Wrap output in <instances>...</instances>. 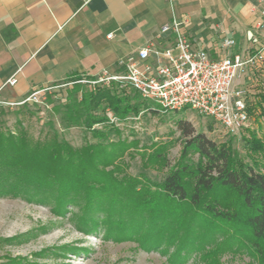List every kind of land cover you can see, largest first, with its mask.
<instances>
[{"label":"trees","instance_id":"1","mask_svg":"<svg viewBox=\"0 0 264 264\" xmlns=\"http://www.w3.org/2000/svg\"><path fill=\"white\" fill-rule=\"evenodd\" d=\"M127 89L116 84L72 88L61 119L96 139L78 148L59 138L53 126L33 139L20 123L15 131L0 125V199L50 205L57 217L77 208L79 231L136 242L144 251L168 255L171 264L199 253L206 264H219L226 253H246L264 264V142L250 131L242 138L246 163L229 142L216 143L178 120L183 144L177 164L159 183L133 177L118 161L136 144L112 141L104 129L117 136L120 130L108 124L105 113L122 122L156 111ZM256 110L264 117V88L248 105L250 116ZM164 148L149 153L148 164L166 165ZM190 154L197 155L196 162Z\"/></svg>","mask_w":264,"mask_h":264},{"label":"crops","instance_id":"2","mask_svg":"<svg viewBox=\"0 0 264 264\" xmlns=\"http://www.w3.org/2000/svg\"><path fill=\"white\" fill-rule=\"evenodd\" d=\"M261 11L264 0H0V103L121 72L119 59L149 43L171 45V35L159 31L173 18L188 19L183 31L193 49L211 59L225 56V38L233 52H253L264 43L255 29ZM12 77L15 84H7Z\"/></svg>","mask_w":264,"mask_h":264},{"label":"rangeland","instance_id":"3","mask_svg":"<svg viewBox=\"0 0 264 264\" xmlns=\"http://www.w3.org/2000/svg\"><path fill=\"white\" fill-rule=\"evenodd\" d=\"M88 80L74 78L31 93L20 105L0 103V125L15 131L20 123L33 139L43 138L44 133L53 126L59 138L75 148L96 142L84 128L66 127L61 119L74 86L82 90L102 86L99 84L92 87L86 82ZM256 88L250 87L252 92ZM105 114L108 124L114 123L120 130V136H117L109 128L104 129L112 141L121 139L136 144L124 153L118 164L133 177L144 175L157 183L166 177L182 155L183 138L177 128L178 120L190 123L196 132L203 133L216 143L229 142L233 151L246 163H250V160L242 138H248L250 131L264 142V117L257 110L251 116V125L247 131L234 137L227 134L218 123L191 110L154 114L144 112L137 116L129 115L122 122L110 111ZM111 119H114L113 122ZM93 127L103 130L102 125ZM163 146L167 164L163 167L148 164L145 160L147 155L156 147ZM189 158L193 162L197 161L195 154H190ZM77 214L78 209L74 208L66 215L57 217L51 212L50 205L42 206L19 198H1L0 264H171L168 255L155 250L144 251L136 242H115L106 239L103 231L96 234L79 231L76 225ZM200 258L201 253L191 254L183 264H206ZM219 264H255V261L246 253H226L219 256Z\"/></svg>","mask_w":264,"mask_h":264},{"label":"built area","instance_id":"4","mask_svg":"<svg viewBox=\"0 0 264 264\" xmlns=\"http://www.w3.org/2000/svg\"><path fill=\"white\" fill-rule=\"evenodd\" d=\"M187 24V18H173L159 31V36L171 35L169 47L159 49L149 43L119 59L121 72L103 70L86 82L92 87L116 84L120 89L130 88L156 112L191 110L218 123L230 136H237L250 127L248 105L264 87V43L253 52L235 53L234 41L225 38L221 43L225 56L215 60L205 51L193 49L183 31ZM255 29L257 34L264 32V11ZM15 82L12 77L7 84ZM252 86L257 87L254 92ZM22 103L24 100L16 105Z\"/></svg>","mask_w":264,"mask_h":264}]
</instances>
